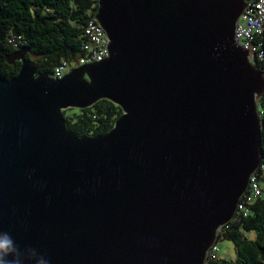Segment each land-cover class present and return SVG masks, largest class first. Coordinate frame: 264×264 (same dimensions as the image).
<instances>
[{
	"label": "water",
	"instance_id": "1",
	"mask_svg": "<svg viewBox=\"0 0 264 264\" xmlns=\"http://www.w3.org/2000/svg\"><path fill=\"white\" fill-rule=\"evenodd\" d=\"M243 0H98L107 57L0 78V243L48 264H203L262 158L263 77L234 40ZM122 114L78 136L63 110ZM32 249V250H31ZM5 259H13L12 256ZM31 264H35L34 261Z\"/></svg>",
	"mask_w": 264,
	"mask_h": 264
},
{
	"label": "trees",
	"instance_id": "2",
	"mask_svg": "<svg viewBox=\"0 0 264 264\" xmlns=\"http://www.w3.org/2000/svg\"><path fill=\"white\" fill-rule=\"evenodd\" d=\"M97 8L98 0H0V78L17 74L21 61L9 65L4 58L22 46L29 47L26 57L37 74H52L61 60L77 61L84 53V25ZM260 50L261 56H254L253 65L264 81V45ZM263 100L264 85L257 97L258 103ZM121 114V107L105 98L88 107L63 110L67 129L78 136L105 134ZM260 155H264L262 142ZM247 210L246 215L235 214L216 233L215 242L230 241L235 257H220L218 252L206 258L207 264H264V189Z\"/></svg>",
	"mask_w": 264,
	"mask_h": 264
},
{
	"label": "built area",
	"instance_id": "3",
	"mask_svg": "<svg viewBox=\"0 0 264 264\" xmlns=\"http://www.w3.org/2000/svg\"><path fill=\"white\" fill-rule=\"evenodd\" d=\"M243 1L245 6L235 25L234 40L237 45L248 51L250 57L254 58L255 55L261 56L262 51L260 49L264 45V0ZM84 34L85 41L82 44L83 55L77 61L61 60L53 68L51 76L61 78L75 67L107 57V36L94 17H91L84 25ZM258 104V115L263 124L261 142L264 146V100ZM263 189L264 155H262L255 171L248 178L247 188L241 195L243 198L239 200L235 214L246 215L248 211L247 206L261 195ZM219 250L218 243L214 242L207 251L203 264H207L206 258L215 257Z\"/></svg>",
	"mask_w": 264,
	"mask_h": 264
},
{
	"label": "clouds",
	"instance_id": "4",
	"mask_svg": "<svg viewBox=\"0 0 264 264\" xmlns=\"http://www.w3.org/2000/svg\"><path fill=\"white\" fill-rule=\"evenodd\" d=\"M32 250V249H31ZM34 255L27 256L24 259L31 262L34 261L35 264H48V261L44 259L43 256H38L36 251L32 250ZM21 252L15 247H12L7 243H0V264H19L18 257ZM12 256L13 259H5V257Z\"/></svg>",
	"mask_w": 264,
	"mask_h": 264
},
{
	"label": "rangeland",
	"instance_id": "5",
	"mask_svg": "<svg viewBox=\"0 0 264 264\" xmlns=\"http://www.w3.org/2000/svg\"><path fill=\"white\" fill-rule=\"evenodd\" d=\"M234 215H235V212H234ZM234 215H233V217H234ZM218 245H219V249H220L219 250L220 257H225V258H234L235 257L233 245L230 241L219 240Z\"/></svg>",
	"mask_w": 264,
	"mask_h": 264
}]
</instances>
